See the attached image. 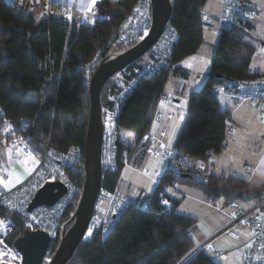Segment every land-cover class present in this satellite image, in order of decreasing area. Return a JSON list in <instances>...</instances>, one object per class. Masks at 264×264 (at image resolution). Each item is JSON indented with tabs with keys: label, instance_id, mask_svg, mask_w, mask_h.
<instances>
[{
	"label": "trees",
	"instance_id": "trees-1",
	"mask_svg": "<svg viewBox=\"0 0 264 264\" xmlns=\"http://www.w3.org/2000/svg\"><path fill=\"white\" fill-rule=\"evenodd\" d=\"M208 0H171L170 25L177 30V40L164 68L142 76L134 92L126 98L118 118V168L105 171L101 194L118 189L124 153L146 152L141 139L151 131L159 103L165 96L169 78L188 74L179 64L196 54L203 44L202 10ZM138 0H101L92 25L71 26L45 10V0L23 3L0 0V108L36 155L48 148L66 153L77 147L82 161L65 169L69 181L82 189L84 150L88 132L90 97L86 66L94 59L101 63L110 56L117 31ZM51 5L50 3H47ZM248 36L236 28L222 29L212 56L211 70L199 91L189 96L186 120L174 150L194 164L209 165L211 159L227 148L233 120L220 107L213 88L232 80L249 79V67L256 53ZM151 52L129 67L144 63ZM102 92V105L106 103ZM229 96V95H227ZM230 97V96H229ZM232 98V97H231ZM235 100V99H234ZM3 136L0 135V146ZM149 200L130 202L112 229L105 235L96 231L80 244L68 264H218L209 251L192 255L197 246L191 234L197 220L176 212L179 202L168 197L164 189L174 183L188 182L204 192L208 199L264 200V185L256 187L232 173L208 172L206 182L175 175L167 167ZM167 200L171 206L163 205ZM78 203V202H77ZM77 203L66 211V229L72 223ZM0 218L11 221L7 243L11 246L25 232L24 218L0 207ZM58 244L51 245L54 254ZM190 255V256H189Z\"/></svg>",
	"mask_w": 264,
	"mask_h": 264
},
{
	"label": "built area",
	"instance_id": "built-area-1",
	"mask_svg": "<svg viewBox=\"0 0 264 264\" xmlns=\"http://www.w3.org/2000/svg\"><path fill=\"white\" fill-rule=\"evenodd\" d=\"M15 1L21 4L26 0ZM45 5V10L49 14H54L58 8L56 4L55 6L52 4ZM72 11L64 9L60 16L70 26L74 23ZM257 13V8L247 0H223V13L219 18V22L222 25V29L236 28L249 37L252 35V26ZM151 25V1L138 0L133 10L120 24L117 38L111 43V46L136 45L146 36ZM177 36V30L168 24L163 35L150 51L151 54L148 60L142 64L127 67L109 80V88L105 93L107 96L106 103L102 105L104 125L102 166L104 172L115 171L118 168L117 150L120 140L118 118L121 107L126 98L134 92L142 76L151 75L166 67L167 61L172 55ZM262 49L264 52V45ZM100 64V59H94L86 66L88 86L93 73ZM213 90L218 94L229 95L240 103H249L259 109L264 108V74H257L244 80L227 81L214 87ZM172 100L173 96L165 95L160 102L166 104ZM155 119L159 121L161 114L157 113ZM0 135L3 136V144L15 158H27L34 155L31 147L19 134L11 120L5 116L1 108ZM140 144L146 153H161L168 161V168L173 174L179 176L187 174L195 181H207L208 170L205 165H196L187 157L178 155L175 150H169L163 140L152 133H146ZM129 157L130 155L127 153H124L121 157L120 162L124 164V168L130 164ZM38 158L39 164L27 180L12 189H0V207L7 209L10 213L21 215L24 218L25 230L46 232L51 238V245H56L59 244L63 232L67 230L66 211L71 204L79 202L82 192V189L69 181L65 169L67 167H76L82 161V155L77 147L71 148L66 153L56 152L48 148L45 152L38 155ZM8 176L9 171L7 168L0 166V178L5 180ZM57 180L67 186V194L52 207L40 206L33 212H28V207L36 192L46 182ZM175 185L176 183L173 184V186ZM102 203H107L105 209L100 206ZM129 203L118 189L110 194H100L93 219L87 231L86 241L91 239L96 231H101L103 235L107 234L112 229L115 220ZM162 204L171 206L167 200H163ZM227 206L232 207V204ZM224 234L236 241L241 240L243 236H248L247 247L241 253L240 264H264V200L255 204L246 212H233L232 215L227 216L223 226L205 240L199 242L190 255L205 250L219 253L213 244L216 239ZM11 247L15 250L13 246ZM74 264L82 263L76 261Z\"/></svg>",
	"mask_w": 264,
	"mask_h": 264
},
{
	"label": "rangeland",
	"instance_id": "rangeland-1",
	"mask_svg": "<svg viewBox=\"0 0 264 264\" xmlns=\"http://www.w3.org/2000/svg\"><path fill=\"white\" fill-rule=\"evenodd\" d=\"M56 17L61 18L58 15H56ZM205 42L206 43L203 44L197 55L190 58L187 57L188 59L186 58V60L182 61L180 64L183 67H189L191 75L188 80V86L180 95L181 103L179 107L181 110L173 112L177 123L173 124L170 128L171 130L167 134L166 144L164 143L169 150H174V146L184 126L190 93L192 91H199L202 88L205 83V75L211 70L214 50L209 47V44L212 43L210 38H207ZM213 43H215V40H213ZM134 45L135 44L113 46L110 49L109 55H119L132 48ZM179 83V79L174 77L169 78L165 93L168 96L169 94L178 95ZM221 97L222 95H219L218 98L220 99ZM106 98L107 96L105 95V100ZM171 102L172 101L169 103ZM158 113L162 115V119L166 120V112L159 111ZM160 120L157 121L154 119L151 131H154L155 126L158 127V124L163 123L164 120L162 123H159ZM255 128L256 125L251 124L247 128L246 135L240 133L237 128L234 130V134L229 137L227 149L224 150L223 153L214 156L209 163L211 171H213L215 175L221 174L222 172H233L238 177L248 180L255 186L264 185V138H256L254 135H251L250 131ZM167 167L168 161L162 155L156 157L152 153V156H146L138 167L125 170L126 172L120 181L119 192L121 194L129 193L133 197H137L141 193H146L147 196L152 195L161 178L160 175H156V173H162ZM177 185L180 190L186 189L188 191H185V196L178 197L180 200L176 207V212L191 216L197 220V228L191 234L197 245L199 244V233H203L212 225L223 222L224 218L232 215L233 212H246L255 206V202L252 200L248 202L233 200L232 207L227 206L223 198L216 201L210 200L202 190L188 182H179ZM170 188L172 189L174 187H166L164 192L171 191ZM100 206H103V209H105L107 203H102ZM11 226L12 224L9 219L0 218V263L19 264L21 262L20 255L7 243V239L11 232ZM219 238L220 239H218L216 243L214 241L213 245L215 247L217 246L218 252L222 250L221 252L224 254L220 255V252L211 253V257L218 260V264H240L241 250L243 249L244 243H248V236L241 237L242 239L239 241L231 239L226 234ZM53 250L54 249L49 251L43 264H48L50 262L54 255L52 252Z\"/></svg>",
	"mask_w": 264,
	"mask_h": 264
},
{
	"label": "water",
	"instance_id": "water-1",
	"mask_svg": "<svg viewBox=\"0 0 264 264\" xmlns=\"http://www.w3.org/2000/svg\"><path fill=\"white\" fill-rule=\"evenodd\" d=\"M152 7V25L146 36L132 48L107 58L93 73L88 90L90 97V114L88 132L84 150V183L72 225L62 234L56 251L48 264H68L80 244L86 241L88 228L93 219L96 205L102 191L103 166V117L102 92L109 80L117 73L145 57L156 45L170 24L173 6L171 0H150ZM189 178L188 175H181ZM68 192L61 181L46 182L34 195L28 212L40 206L56 205ZM13 247L21 256L20 264H43L50 251L51 238L41 230H25ZM8 264V263H0Z\"/></svg>",
	"mask_w": 264,
	"mask_h": 264
},
{
	"label": "crops",
	"instance_id": "crops-1",
	"mask_svg": "<svg viewBox=\"0 0 264 264\" xmlns=\"http://www.w3.org/2000/svg\"><path fill=\"white\" fill-rule=\"evenodd\" d=\"M4 1L15 2V0H4ZM100 1L101 0H95V3H93V0H45L44 4L50 3L54 6L55 4L58 6V8L55 10L54 16L56 15L61 16V12L64 9L73 10L72 12L74 14V24L80 26V25H92L94 23L97 17V3ZM247 1L251 3L253 6H255L258 10L256 19L252 26V35L247 38L248 42L256 50V53L249 67V73L264 74V52L262 49L264 45V0H247ZM222 13H223V0H208L205 7L202 10V20L204 23L203 44L206 43L205 41L207 40V38H210L212 43L209 44V47H211V49H213L214 51L217 46L220 33L222 31V25L219 22V18L221 17ZM213 40H215V43H213ZM198 52L190 57H194L195 55L198 54ZM180 64H179L180 68L187 72L188 77L187 79H184L181 78L180 76H174V78L180 80L179 94L178 95L169 94V96H173V100H174V101L172 100L171 103H166V104H162L161 102L159 103L158 112L159 111L166 112L167 114L166 120L162 119V115H161V120L159 123H162V121L164 120L163 123L158 124V127L155 126L154 131H150L151 133L153 132L152 134H154L156 137L163 140L165 144H166L167 134L171 130L170 128L172 127L173 124L177 123L173 112L176 110L177 111L181 110V108L179 107L181 103L180 95L184 92V90L188 86V80L190 79V75H191L189 67H183ZM208 73H206L205 75V81L207 79ZM193 92L196 91H192L191 93ZM164 93H165V89H164ZM165 95L167 94L165 93ZM219 101H220L221 109L228 111L231 114V118L233 120V127L230 131L229 137L232 134H234V130L236 128L240 133L246 135L247 128L251 124H255L256 128L250 131L251 135L252 136L254 135L256 138H264V108L259 109L256 106L250 105L249 103H240L227 95H222ZM148 155L152 156V153H145L144 155H142L140 152L134 153L133 160L131 161L130 165L127 168L123 169L121 174V179L122 176L125 174L126 169L132 167L135 169L143 162L144 158ZM153 155L158 157V155H161V153L158 152L157 154H153ZM38 164H39L38 155L34 154L30 157L21 158V159L15 158L13 155H11L7 147L3 144L2 146H0V166L7 168V170L9 171V176L5 180L0 178V189H4V190L12 189L18 184L24 182L30 176L32 171L38 166ZM207 170L209 173L214 174V172L211 171L210 165L207 166ZM230 173L234 174L233 172ZM161 174L162 173H158V172L156 173V175H161ZM119 186H120V182H119ZM119 186H118V190H119ZM173 187H174L172 188L173 190L170 188L171 191L168 192L166 191L165 194L171 199L179 202L180 199L178 197H182L185 194V191L188 190L186 189L180 190L177 183ZM256 187L259 186L256 185ZM122 195L129 202L132 203H141L147 201L152 196V195L147 196L146 193H141L137 197H133L129 193H122ZM225 219L226 218H224L223 222L217 223V225L216 224L212 225L211 227L206 229L203 233H199L198 235L199 242L206 239L208 236H210L212 233L218 230L225 222ZM218 239L215 240V243ZM246 247H247V243H244L241 252H243ZM221 251H219L221 253L220 255L224 254ZM208 253L210 255L212 252L209 251ZM215 261L217 263L219 262L218 260Z\"/></svg>",
	"mask_w": 264,
	"mask_h": 264
},
{
	"label": "snow or ice",
	"instance_id": "snow-or-ice-1",
	"mask_svg": "<svg viewBox=\"0 0 264 264\" xmlns=\"http://www.w3.org/2000/svg\"><path fill=\"white\" fill-rule=\"evenodd\" d=\"M93 3H95V0H93ZM165 203H167V202H165Z\"/></svg>",
	"mask_w": 264,
	"mask_h": 264
}]
</instances>
